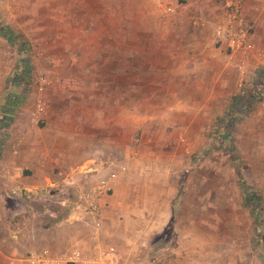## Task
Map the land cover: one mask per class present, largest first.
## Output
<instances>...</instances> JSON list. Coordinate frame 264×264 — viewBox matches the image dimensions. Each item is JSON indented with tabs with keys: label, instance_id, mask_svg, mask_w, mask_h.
I'll return each instance as SVG.
<instances>
[{
	"label": "crops",
	"instance_id": "1",
	"mask_svg": "<svg viewBox=\"0 0 264 264\" xmlns=\"http://www.w3.org/2000/svg\"><path fill=\"white\" fill-rule=\"evenodd\" d=\"M167 1L174 3V0H150L149 4L146 0H0L1 19L22 33L40 36L43 58L39 59L43 65L68 67L75 73L68 70L67 74L57 76L54 71L53 80L41 92L33 84L35 97L41 96L46 102L41 125L31 119L32 107L16 109L11 95L0 101L6 105L0 108V119L5 118L2 120L7 128L0 158V194L5 188L11 191L18 187L25 204L52 197L57 206L65 209V213L57 215L56 211L39 212L27 205L24 227L31 230L24 231L29 239L26 247L35 248L30 250L45 247L60 253L76 248L81 252L76 264L96 260L95 264H103L109 246L115 250L117 264H249L246 222L226 218L219 222V225L228 222L224 228L207 231V226L219 225L213 220L207 223L205 212L212 206L204 201L205 190L185 187L184 180L189 174L182 170L173 169L161 175L148 172L147 164L162 162L161 155L149 153L150 143L118 142L119 123L109 122L110 81L121 84L113 91L117 93L113 96L118 100L117 106L120 96L125 98V82L111 78L106 72L91 71L126 65L124 41H108L112 34L124 36L126 28L114 30L108 24L99 25V20L121 19L118 27H124L126 19L140 20L147 10L151 18L157 17L163 8L169 7ZM222 1L204 0L199 11L214 13ZM191 3L193 0H184L181 5ZM126 11H132L129 12L132 16L127 17ZM85 14L97 19L98 25H79V18ZM241 15L253 26L255 50H261L264 0H243ZM59 36L68 37L60 42ZM152 45L153 50L160 49L159 45ZM139 47L142 50L141 43ZM163 47L164 51L175 49L170 44ZM2 67L0 52V86L7 76ZM76 67L89 70L84 74L74 70ZM65 84L69 95L62 88ZM162 86L159 84L157 88L166 96L168 90ZM2 93L0 88V97ZM5 110L6 114L1 112ZM5 126L0 124V130ZM13 144L17 146L16 154L11 150ZM170 159L171 156H166V160ZM120 166L125 170L120 171ZM87 170L91 173H86ZM112 171L117 175L109 194L100 200L103 221L95 242L91 238L92 227L83 220L85 215L75 212L76 190L86 187L88 180ZM191 194L193 202H189ZM222 206L226 207H214ZM31 215H42L38 217L39 224H32ZM34 226L37 228L32 232Z\"/></svg>",
	"mask_w": 264,
	"mask_h": 264
},
{
	"label": "rangeland",
	"instance_id": "2",
	"mask_svg": "<svg viewBox=\"0 0 264 264\" xmlns=\"http://www.w3.org/2000/svg\"><path fill=\"white\" fill-rule=\"evenodd\" d=\"M147 1L149 4L150 0ZM183 1H167L169 7L154 18L147 10L140 20L126 19L124 27H118L121 19L99 20V25L108 24L114 30L126 28L124 36L112 34L108 39L124 41L126 65L124 68H91V71L94 74L106 72L111 78L118 77L125 82V98L120 96L117 106L118 100L113 97L117 93L113 91L121 84L110 81L109 122L119 123L118 142L121 145L150 143L149 153L162 156V162L147 164L148 172L153 175L173 169L187 172L189 178L184 180V186L204 189V201L212 206L205 212L207 223L213 220L219 225L226 218L246 222L249 264H264V43L259 42L261 50L230 52L214 36L227 0L210 14L199 11L204 0H193L185 6L181 5ZM129 12L132 11H126L127 17L132 16ZM191 13L192 17L188 18ZM78 21L85 27L98 25V20L88 14ZM0 26L12 38V42H8L0 34L2 68L7 75L0 86L3 92L0 101L11 95L16 109L33 108L36 93L32 76L42 74L50 80L54 71L60 76L67 74L69 68L43 65L39 59L43 58L40 36L22 33L1 18ZM59 37L58 41L65 42L68 36ZM152 44L159 45L160 49L153 50ZM166 44L174 45L175 49L164 51ZM74 70L85 74L89 68ZM25 73L29 77L24 79ZM69 73L75 74L71 69ZM159 84H163V90H168L166 96L157 88ZM62 88L68 92L67 84ZM253 91L256 92L254 97L252 94L250 100L246 98L244 93ZM3 103L0 104L2 109L6 106ZM37 123L41 125L43 120ZM1 129L0 158L7 128ZM166 156L171 159L166 160ZM248 193L254 194L255 205L248 203ZM1 194L0 264H9L10 257L24 256L35 249L26 247L29 239L24 231L31 230L24 227L27 205L39 212L53 210L57 215L65 213V209L57 206L52 197L25 204L21 195H14L10 189L5 188ZM192 196L189 202H193ZM31 216L32 224H39L38 217L42 215ZM221 224L207 226V231L224 228L228 222ZM36 228L34 226L32 232Z\"/></svg>",
	"mask_w": 264,
	"mask_h": 264
},
{
	"label": "built area",
	"instance_id": "3",
	"mask_svg": "<svg viewBox=\"0 0 264 264\" xmlns=\"http://www.w3.org/2000/svg\"><path fill=\"white\" fill-rule=\"evenodd\" d=\"M241 6L242 0H227L226 9L214 31L216 41L221 45H224L230 50V52H247L255 49L254 42L252 41L253 26L241 15ZM26 75L27 76H22V78L25 79L29 77L28 74ZM31 80L40 92L44 91V89L50 84L47 77L42 74H39L36 77L32 76ZM241 85L242 82L239 83V86ZM45 105L46 102L43 97L37 96L34 99V107L31 113V119L33 121L38 122L41 119ZM5 111L2 113L6 114L7 111ZM2 119L4 120L5 118L0 119L1 127L5 126ZM135 141L138 142L139 139H136ZM11 150L13 154H16L17 146L13 144ZM119 170L124 171L125 167L120 166ZM86 173H91V171L87 170ZM116 175L117 172H109L107 175L99 176L95 180H88L86 187L76 190L78 198L74 204L75 212H81L80 214L85 215L83 220L92 227L93 231L91 233V238L95 242L97 240L96 232L102 225L103 221L100 200L102 197L109 194L112 189L111 182ZM11 192L14 195L20 194L18 187L11 189ZM94 246H96V243H94ZM105 252L107 257L102 263L117 264L113 246H109ZM80 254L81 252L76 248L65 249L60 253H56L50 248L44 247L28 252L24 256H12L9 258V264H76L80 261ZM153 261L154 259L151 263H154ZM96 262H98V260L94 262H85V264H95Z\"/></svg>",
	"mask_w": 264,
	"mask_h": 264
},
{
	"label": "trees",
	"instance_id": "4",
	"mask_svg": "<svg viewBox=\"0 0 264 264\" xmlns=\"http://www.w3.org/2000/svg\"><path fill=\"white\" fill-rule=\"evenodd\" d=\"M4 29V30H3ZM2 31V32H1ZM4 31V32H3ZM0 34L1 35H3V36H5V38L9 41V42H12V38H11V36H10V34L8 33V31H6L5 30V28L3 27V26H0ZM253 94V95H252ZM256 94V92L255 91H253V92H251V94H245L244 93V95L246 96V98L248 97L249 98V100H250V98H251V95L254 97V95ZM239 99V98H238ZM241 104H243V102L241 103ZM247 192H249V191H247ZM254 194L253 193H248V203L249 204H254L255 205V199H254ZM253 214H254V211H253ZM255 221H257V217H255Z\"/></svg>",
	"mask_w": 264,
	"mask_h": 264
}]
</instances>
